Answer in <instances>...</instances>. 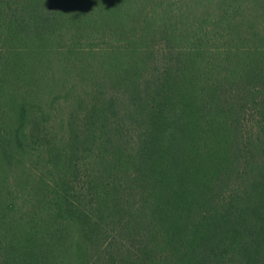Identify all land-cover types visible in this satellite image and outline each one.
Instances as JSON below:
<instances>
[{"label": "trees", "instance_id": "obj_1", "mask_svg": "<svg viewBox=\"0 0 264 264\" xmlns=\"http://www.w3.org/2000/svg\"><path fill=\"white\" fill-rule=\"evenodd\" d=\"M0 264H264V0H0Z\"/></svg>", "mask_w": 264, "mask_h": 264}]
</instances>
